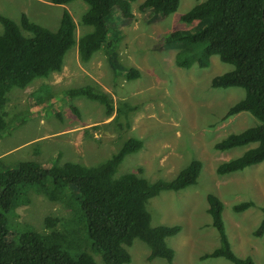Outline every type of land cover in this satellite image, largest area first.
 I'll return each mask as SVG.
<instances>
[{
  "label": "rangeland",
  "instance_id": "rangeland-1",
  "mask_svg": "<svg viewBox=\"0 0 264 264\" xmlns=\"http://www.w3.org/2000/svg\"><path fill=\"white\" fill-rule=\"evenodd\" d=\"M144 1L132 3L131 21L121 20V13L115 12L108 19L110 38L90 62L82 63L78 40L94 30L82 22L89 10L83 0L60 7H49V0H0V16L20 28L21 16L26 15L31 22L56 32L64 10L72 15L76 26L75 44L66 52L59 72L36 78L24 88L15 86L6 93L3 113L9 129L0 134V173L28 161L46 170L66 163L94 168L114 156L125 141L135 138L142 141L143 147L124 159L117 176L136 173L150 183L172 181L194 160L202 163V170L196 185L179 192L164 191L146 205L153 227L181 228L166 241L174 251L173 261L151 259L148 246L136 239L126 247L132 257L130 264H232L223 258H205L220 245L208 213L209 195L224 205V228L235 255L264 264V236H254L263 220L264 161L228 175L217 173L221 164L241 157L258 144L224 152L214 149L227 135L259 124L247 112L225 119L246 92L237 87L212 88L214 77L234 69L219 57L213 56L208 68L201 69L195 63L184 69L175 64V55L184 44L159 48L161 40L170 33L197 32L205 27L206 22L189 24L181 20L183 14L205 0H180L178 10L167 17L156 15L151 9L142 12ZM3 32L0 23V34ZM22 33L29 36L23 30ZM203 47L192 46L196 57ZM130 69L138 70L137 79H126L125 73ZM87 86L109 96L115 108L113 114L108 116L97 101L67 95ZM28 196V205L8 213L10 237L26 230L42 235L64 232V223L74 217L75 201H70V208L62 201L47 199L35 187L30 188ZM243 202H253L254 206L234 212L233 208ZM48 219L54 221V228H48ZM79 235L84 240L88 238L82 228ZM76 250V245L67 249L72 257ZM93 257L102 264L100 256Z\"/></svg>",
  "mask_w": 264,
  "mask_h": 264
},
{
  "label": "trees",
  "instance_id": "trees-1",
  "mask_svg": "<svg viewBox=\"0 0 264 264\" xmlns=\"http://www.w3.org/2000/svg\"><path fill=\"white\" fill-rule=\"evenodd\" d=\"M75 0H50L54 5H67ZM89 10L82 22L94 28L93 32L78 40V53L82 63H88L110 38L108 19L120 12V19L131 21V5L136 0H83ZM180 0H145L140 10L151 9L164 17L175 13ZM185 23L206 22L197 32L176 31L159 43V48H169L182 43L184 48L175 55V64L190 69L195 63L208 68L212 56L233 66V70L212 79L214 89L237 87L245 90L246 97L233 105L225 119L247 112L259 124L241 133L229 134L214 145L217 151L257 143L258 146L241 157L223 163L217 168L219 175L243 171L264 161V0H205L181 16ZM4 32L0 34V134L9 129L4 121L3 108L6 93L13 87L24 88L36 78L48 77L62 69L64 56L75 44V22L64 10L56 32L31 22L21 16V28L11 19L0 16ZM29 34L25 36L22 30ZM204 45L198 57L192 46ZM109 47V46H108ZM127 80L139 77L138 70L125 73ZM69 97L84 96L97 101L110 116L115 111L109 96L87 86L68 92ZM78 115L76 108L71 106ZM121 112V109H119ZM143 143L130 138L121 149L105 163L94 168L66 163L53 165L47 170L34 162H22L0 173V264H98L93 254L100 256L102 264H130L132 257L126 247L138 239L150 249L151 259H164L171 263L174 251L166 241L177 235L178 226L151 225L148 201L164 191L179 192L196 185L202 163L192 161L172 181L158 180L150 183L136 173L117 176L124 159L139 152ZM35 187L51 201H62L69 207L75 201L74 217L64 223V232L53 231L42 235L33 230L10 237L8 213L19 206L28 205V192ZM208 213L220 238V245L205 258H223L232 264H255L250 258H239L231 249L223 223V203L214 195L207 197ZM253 202L236 205V213L253 207ZM71 208V207H70ZM48 228L54 221L48 219ZM80 228L87 232V240L79 235ZM72 240L68 241V237ZM254 236H264L263 220ZM16 237V238H13ZM67 244V246H66ZM76 245L72 257L67 249ZM67 248V249H66ZM86 248V249H85ZM88 250V251H87Z\"/></svg>",
  "mask_w": 264,
  "mask_h": 264
},
{
  "label": "crops",
  "instance_id": "crops-1",
  "mask_svg": "<svg viewBox=\"0 0 264 264\" xmlns=\"http://www.w3.org/2000/svg\"><path fill=\"white\" fill-rule=\"evenodd\" d=\"M49 2H50V0H49ZM52 5H53V4L50 2L49 7H52ZM59 7H60V6H59ZM63 12H64V11H63ZM62 14H63V13H62ZM95 54H96V53H95ZM212 57H213V56H212ZM212 57H211V58H212ZM90 61H91V60H90Z\"/></svg>",
  "mask_w": 264,
  "mask_h": 264
}]
</instances>
